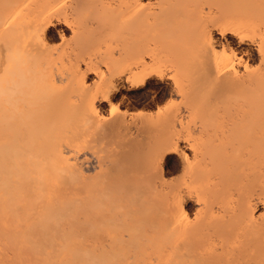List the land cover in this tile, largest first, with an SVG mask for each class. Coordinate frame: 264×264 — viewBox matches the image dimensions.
<instances>
[{"label": "bare ground", "instance_id": "obj_1", "mask_svg": "<svg viewBox=\"0 0 264 264\" xmlns=\"http://www.w3.org/2000/svg\"><path fill=\"white\" fill-rule=\"evenodd\" d=\"M2 1L0 225L16 222L12 214L31 193L75 185L81 169L71 161L102 140L103 177L89 187L92 197L93 186L107 193L90 221L104 225L105 235L90 245V264H264V0H71L88 9L81 16L89 24L97 11H121L118 58L93 74L91 87L87 62L84 71L53 66L43 42L51 22L24 27L16 22L23 0ZM164 76L168 96L188 101V117L166 107L138 119L115 114L122 92ZM96 104L110 116L99 125ZM168 156L177 175L165 180ZM30 251L15 255L18 262L0 257V264H31L38 256L56 264Z\"/></svg>", "mask_w": 264, "mask_h": 264}, {"label": "rangeland", "instance_id": "obj_2", "mask_svg": "<svg viewBox=\"0 0 264 264\" xmlns=\"http://www.w3.org/2000/svg\"><path fill=\"white\" fill-rule=\"evenodd\" d=\"M57 1L56 0H23V2H24L23 6H22L23 8L20 10V12L18 14L19 17H17L16 22H18V24H21L24 27H27L28 25H30V26L34 25L36 27L38 25V27H40L41 25L43 26V24H45V23L51 22L50 24H53L54 26L49 28V31H47V35L45 37L46 39L43 42L46 41L49 48H51V50H52V51L51 50L50 51L52 53V60H53L52 64H53V66H55V68H57V69L58 68L61 69L62 68L61 65L63 66V69H67V68L69 69L71 67L74 68V67L80 66L82 71H84L85 66H83V65L87 62L86 66L87 67L90 66V67L88 68L89 73H88V71L86 72L85 77L87 79L84 77V80H85L84 82L86 85H90V87H91V82L93 83V79H94L93 74H95V72H97V71L105 70L108 65H109L108 69L113 68L112 67L114 65L113 62H115L116 59L118 58L117 55H118V52L120 50V44H119L120 43V34H119L120 29H118V28L120 27L119 24L121 21V15L119 16V14L121 13V11L118 10L117 8H116L117 9L116 11H115V8L112 9L111 11L109 10L110 12L106 10L108 13L106 11H97L98 12L97 14H99V12H101V14H100L101 16L98 15V17H97L98 19L96 18L95 21H93V19H92L91 24H89L90 20H91V19H89L90 16H88V17L86 16V18L84 17L85 14L90 15V12L88 11L87 8H82V9L80 7L77 8L78 6H76L75 3L72 2L71 0H65V3L62 4L63 5L62 7L61 6L55 7V3ZM105 1H106V3L110 2V0H105ZM2 2L3 1L0 0V4ZM21 2H22V0H21ZM31 2H32V4H31ZM52 3H53V6L50 7V5ZM49 7L51 8V10ZM36 8H38V9H36ZM47 8H49V11H50L49 13L47 11L48 10ZM27 9H29L30 11ZM84 9H87V11ZM45 10L47 12L44 13ZM83 10H84V13H83ZM41 12H43V13H41ZM78 13H80V14H78ZM81 15H84V16H81ZM32 16H34V17H32ZM42 16H43V18H42ZM202 16L204 17L206 15L204 14ZM44 18L46 20L47 19H49V20L46 21ZM22 19H24V20H22ZM43 19H44V21H43ZM84 19H86V20H84ZM82 21H83L85 27H83ZM163 21L164 20H162V22H158L156 24L157 27L159 24V28L156 27L157 30L158 29L162 30L163 29L162 26L165 27L164 26L165 21L164 22ZM98 22L100 25L97 26L96 23H98ZM86 24H87V27L89 29L88 31H86V29H87ZM161 24H162V26H161ZM89 26H91L92 29L89 28ZM94 26H97V27H94ZM14 27H15V25H14ZM90 29H91V31H94V32H92L94 35V36L92 35L93 37H90V35H88V34H92V33H90L91 32ZM115 30L118 32H116ZM87 32H88V34H87ZM60 33L63 34L62 35V37H63L62 41L59 40V35H61ZM87 36H89V37L87 38ZM61 42H63V43H61ZM171 43L175 44L176 42H164V43L162 42L163 45H165V46L167 45L169 47L174 45ZM74 44H75V46H74ZM92 46H93L94 51L91 50ZM111 48L113 50H111ZM98 50H99V52H98ZM90 52H94V53L91 54ZM95 52L97 53V56H96ZM109 53H111V54H109ZM98 54L100 56H98ZM64 55H66V56H64ZM80 55L82 56L81 58H80ZM65 57L67 58V60ZM77 57L80 61L79 60L77 61ZM88 57H89V60H88ZM91 57H93V58H91ZM67 61H69V62H67ZM89 62L91 65L89 64ZM65 66H66V68H65ZM93 66H95V67H93ZM164 77H163V80H161V82L158 83V85L153 84V82L151 81L146 87L136 88V89L130 90L129 92H122V95L117 96L116 97L117 99L113 103V105L115 104L114 107L117 106L116 108L118 111V113L116 112L115 114L116 115L117 114H120V115L123 114L125 116L124 118L126 120H128V118L130 116L132 118L134 117L133 119H138V118L143 117V116L145 117L149 114L153 115L157 109H162V108L166 107V108H169L173 113L183 114V115L187 116V114L190 112V109H188V108H190L188 101L186 99L180 100V99H177L174 97H169L167 94L168 87L166 85L169 81L166 80V76H164ZM148 88H149V90H148ZM153 89H155V90H153ZM143 92H144V94H143ZM96 105H97L96 111H97L98 115L100 116V119H97V118H99V117H97L96 118L97 120H95V121H99L98 122V125H99V124H101V121H103L104 119H108V117H110V116H109V111L104 104H101V105L96 104ZM103 117H105V118L103 119ZM131 117L129 119H132ZM101 118H102V120H101ZM189 122L190 123H188V125L189 124L191 125L192 121H189ZM103 123H104V121H103ZM93 142H94V140H93ZM93 142L92 141L90 142L92 145L89 144V142H88L87 143L88 145L86 144L87 146H85V147L89 148V149H86V150L82 149V151L80 150L79 153H81V154H78L77 160L71 161L73 164H75V166L78 164V166H76V168L78 167V170L81 169L80 170L81 176L78 174H77L78 178L76 176H74L73 183H75V185L68 186L67 188L62 187L60 185L59 186L57 185L54 187H48V188L44 189V192L43 191L41 192L42 195H39V194L34 195L31 193L30 197H27L25 199L26 200L25 202H28L27 205L25 203L26 206L24 208H20V210L22 209V211L19 210V207L18 208L16 207L18 209V210L16 209V211H20L18 213H15L16 211L14 208L11 209V212L15 211L14 212L15 214H12V215L17 214L18 216L16 215L17 217L15 218V216H14V218H13V216L10 215L11 218H13V221H14V219H16V222L14 224L12 222V225H11V222L9 221L4 226L0 225V257H2V260H5V259H8V260L11 259L12 260L13 259V262H18L15 258V255H17L18 253H19L18 255H21V254L24 255V253L28 252V250L29 251L30 250H32V251L33 250H35V251L42 250L43 255H44L42 257V259L44 258V262H45V259L47 258V256H49L48 258H50V257H51V259L53 258L52 261H53V263H56V264H60V263L61 264H78V263L79 264H90L89 263V257H88L90 255L89 254L90 248H91L90 245L93 243L94 240L96 241L99 239V237H101L102 235L103 236L105 235L104 225L98 224V225H95L93 227V225H91V224H93L92 223L93 221L91 222L90 220L93 219L95 213H98V211L100 212V208H103L101 201L104 200L102 198H104V196L106 197V193H107L105 186L104 187H103V185H102V187L98 186V188L93 186V188L97 189L96 193H98V195L96 196V193L93 192L94 193L93 195L96 196V198L94 196H93L94 197L93 198L92 197V188L89 187L92 183L94 184V182L95 183L101 182L99 179L100 178L102 179L103 175L100 173V170H99L100 165H101L99 162H101V158H103L102 159V162H103L104 158L106 156V155L103 156V153L100 152L101 150L99 149L103 146L102 140L101 141L96 140L94 143ZM93 148H95V150ZM91 150H93V151H91ZM97 151H99V152H97ZM168 157L166 159L167 162L165 161V164L163 167L164 171L167 172V175H165V178H164L165 180H168L169 178L175 177L177 175L176 172L172 171L174 169L175 161L172 159V157H169V158ZM85 160H86V162H84ZM80 161L82 163H84L85 165L81 164ZM79 164H80V166H79ZM168 175H171V176L169 177ZM79 177L81 178V180L79 179ZM99 185H101V184L99 183ZM96 186H97V184H96ZM87 188L91 189V192L90 193L88 192V194H87V191H89L90 189L88 190ZM96 189H95V191H96ZM103 189L105 191H103ZM101 193H103V194L100 196ZM89 194H91V195H89ZM88 195L91 196L92 198H90ZM30 198L32 201H30ZM29 207H31L33 213H31L32 211L29 210L30 209ZM187 209H188V214L190 215L192 213V207L189 204L187 206ZM39 210L42 212V214L38 213ZM92 212H93V214H92ZM48 217H50V218H48ZM2 219H4V218H2ZM0 221H1V219H0ZM1 226H2V228H1ZM3 227H5V228H3ZM24 235H25V237H24ZM27 236H28V238L30 236V240L27 238ZM22 239L23 240L27 239V240H29L30 243H32L31 241H33L32 244H36V245L33 246L31 244L28 246V247L31 246V249L26 250L28 248V247H26L28 243H25L26 246H25V244L22 245V242H23ZM34 241H35V243H34ZM46 242H47V244H46ZM37 244L40 245V248ZM24 246L26 247V249H25L26 251L22 252L21 250H24V248H25ZM36 246H37V248H36ZM56 250H57V252H56ZM51 251H52V254L49 255V253ZM20 252H22V253H20ZM39 252L41 253V251H39ZM53 252H54V254L55 253L56 254L54 255ZM30 253H31V251H30ZM45 253L47 255H45ZM57 253H58V255H57ZM73 253H74V255H73ZM60 255H61V257H59L58 260H56L57 257ZM55 256H56V258H55ZM39 257L40 256L37 257L38 262L37 261L35 262L36 259H34L33 262L35 264H39V263L43 264L42 260L40 259L41 257L40 258ZM72 257H74V258H72ZM77 259H79V260H77ZM83 259H85V260H83ZM75 260H77L78 263ZM39 261H41V262H39ZM34 263H31V264H34Z\"/></svg>", "mask_w": 264, "mask_h": 264}, {"label": "snow or ice", "instance_id": "obj_3", "mask_svg": "<svg viewBox=\"0 0 264 264\" xmlns=\"http://www.w3.org/2000/svg\"><path fill=\"white\" fill-rule=\"evenodd\" d=\"M113 111H115V109H113Z\"/></svg>", "mask_w": 264, "mask_h": 264}]
</instances>
